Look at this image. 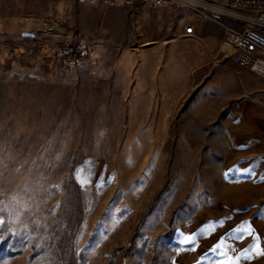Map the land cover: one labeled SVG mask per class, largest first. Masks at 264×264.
I'll return each instance as SVG.
<instances>
[{"label": "rangeland", "instance_id": "rangeland-1", "mask_svg": "<svg viewBox=\"0 0 264 264\" xmlns=\"http://www.w3.org/2000/svg\"><path fill=\"white\" fill-rule=\"evenodd\" d=\"M195 19L0 1V264H264V77Z\"/></svg>", "mask_w": 264, "mask_h": 264}, {"label": "built area", "instance_id": "built-area-1", "mask_svg": "<svg viewBox=\"0 0 264 264\" xmlns=\"http://www.w3.org/2000/svg\"><path fill=\"white\" fill-rule=\"evenodd\" d=\"M1 1V0H0ZM104 7L142 5L156 8L167 3H177L196 15L194 21L184 25L182 36L196 34L200 22L212 20L223 30V42L233 49L234 60L264 77V24L259 21L264 14V0H65ZM78 48H70L66 60L72 62Z\"/></svg>", "mask_w": 264, "mask_h": 264}, {"label": "crops", "instance_id": "crops-1", "mask_svg": "<svg viewBox=\"0 0 264 264\" xmlns=\"http://www.w3.org/2000/svg\"><path fill=\"white\" fill-rule=\"evenodd\" d=\"M205 23V21L204 22H200L198 25H197V28H196V32H199V34H201V36L203 37L204 35V31H203V24ZM218 31H219V33H220V43L217 45L216 44V46L218 47L219 45L221 46V48H223V38H222V35H223V30H222V28H221V26H219L218 25ZM204 38V37H203Z\"/></svg>", "mask_w": 264, "mask_h": 264}, {"label": "bare ground", "instance_id": "bare-ground-1", "mask_svg": "<svg viewBox=\"0 0 264 264\" xmlns=\"http://www.w3.org/2000/svg\"><path fill=\"white\" fill-rule=\"evenodd\" d=\"M22 21H24V19H23ZM259 21L262 22V23L264 24V14L262 15L261 19H259ZM13 24H15V26L18 25V24L24 26V24H26V22L14 21ZM25 26H26V25H25ZM224 43H225V44H224V47H225V49H226L227 51H229L230 48H232V50H234L233 47H232L229 43H227L226 41H224Z\"/></svg>", "mask_w": 264, "mask_h": 264}]
</instances>
